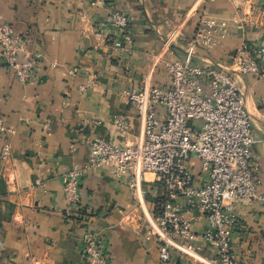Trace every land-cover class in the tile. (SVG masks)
Instances as JSON below:
<instances>
[{
	"label": "crops",
	"instance_id": "1",
	"mask_svg": "<svg viewBox=\"0 0 264 264\" xmlns=\"http://www.w3.org/2000/svg\"><path fill=\"white\" fill-rule=\"evenodd\" d=\"M93 1L0 0V23L26 39L30 54H39L27 82L0 54V114L8 128L0 130V264H84L81 239L88 227L106 241L108 264H199L178 253L161 260L126 175L91 171L81 184L80 210L67 218L62 174L88 159L94 136L119 144L142 139L143 123L126 90L168 85L164 61L185 59L202 16L226 20L228 27L216 35L214 46L197 49L196 62L231 68L241 44L263 41V0ZM112 10L129 16L133 49L128 54L112 50L107 20ZM235 75L254 121L252 159L264 188V78ZM119 115L129 118L126 132L116 124ZM5 143L11 146L7 159L1 155ZM192 163L204 179L198 159ZM146 176L145 208H150L158 189L155 176ZM205 223L197 222L195 230L201 232ZM233 240L243 264H264V215L258 204L242 206Z\"/></svg>",
	"mask_w": 264,
	"mask_h": 264
},
{
	"label": "built area",
	"instance_id": "2",
	"mask_svg": "<svg viewBox=\"0 0 264 264\" xmlns=\"http://www.w3.org/2000/svg\"><path fill=\"white\" fill-rule=\"evenodd\" d=\"M260 11L264 14V0ZM107 20L113 52L128 54L133 49L128 14L112 10ZM227 27L226 20L202 16L187 42L185 59L164 61L171 77L168 85L145 83L126 90L143 123L142 139L132 144L105 136L90 140L88 159L62 174L65 217L80 210L81 184L91 171L107 170L117 178L126 175L144 209L148 236L159 244L161 260L168 262L178 253L199 264H243L233 240L241 208L258 204L264 215V188L252 159L254 121L235 73L264 78V40L253 47L241 44L231 68L196 62L197 49L214 46L216 35ZM26 46V39L10 24L0 23L1 59L21 82L31 80L38 66L39 54H30ZM116 124L123 132L130 128L127 115L117 116ZM0 130H8L1 114ZM10 154L11 146L5 143L2 158ZM192 158L198 159L204 179L195 174ZM149 173L155 176L158 193L145 208L143 182ZM202 219L205 227L197 232L194 226ZM81 244L84 264L109 263L107 243L97 230L88 227Z\"/></svg>",
	"mask_w": 264,
	"mask_h": 264
}]
</instances>
